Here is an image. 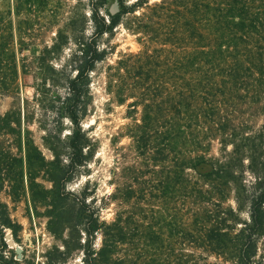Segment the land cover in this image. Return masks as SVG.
<instances>
[{"label":"trees","instance_id":"obj_1","mask_svg":"<svg viewBox=\"0 0 264 264\" xmlns=\"http://www.w3.org/2000/svg\"><path fill=\"white\" fill-rule=\"evenodd\" d=\"M115 2L117 10L105 9L106 15L101 11L105 0L90 8L94 31L89 38L76 41L78 49L69 64L73 72L61 83L51 79L64 89L63 96L51 100L57 121L54 128L45 129L43 137L52 159L42 156L33 139L25 142L32 201L47 198L50 230L56 234L51 227L63 225L68 237H77L83 264H146L141 259L115 257L119 245L128 239L124 223L119 217L111 223L101 220L100 209L85 192L75 194L67 189L94 155L81 121L90 103V74L107 57L98 39L120 24L124 14L148 0H137L129 7L127 0ZM153 9L162 25L147 17L149 23L141 26L143 32L154 31L147 41L161 46L119 60L117 79H109L108 87L115 88L120 104L133 99L128 113H139L140 118L132 125L130 137L140 155L151 153L155 162L173 157L179 180L187 169L196 174L192 231L198 245L232 264H260L255 258L264 236V132L242 134L234 117L240 106L260 102L264 95V0H162ZM65 42L66 35L59 30L40 60L60 52ZM0 53L12 58L17 73L15 53L1 44ZM10 84L5 83L4 90H10ZM63 121L70 124L66 134ZM0 123L8 133L18 134L20 123L13 120L12 112L0 116ZM215 138L223 146L220 158L210 155ZM256 138L262 139L257 145ZM243 148L257 155V162L249 167L254 179L249 184L239 169ZM13 168L23 175L22 158L0 148V170ZM38 172L51 183L49 190H42L44 195L36 190L40 185L33 175ZM10 187L15 195V188ZM127 190L130 197L134 191ZM244 210L247 219H242ZM12 226L7 205L0 200V234L4 228L13 230ZM98 233L102 242L96 249ZM175 264L217 263L201 255L180 254Z\"/></svg>","mask_w":264,"mask_h":264},{"label":"rangeland","instance_id":"obj_2","mask_svg":"<svg viewBox=\"0 0 264 264\" xmlns=\"http://www.w3.org/2000/svg\"><path fill=\"white\" fill-rule=\"evenodd\" d=\"M99 1L0 0V44L15 53L17 72L12 68V58L0 56V116L12 112L13 120L20 123L15 135L0 123V148L23 160L22 176L14 168L8 172L0 170V200L7 205L13 223V230L4 228L0 234V264H83L82 252L76 248L77 237H73L76 242L68 237L63 225L51 227L58 231L56 234L50 230L47 198L32 201L25 142L27 138L33 139L42 156L52 159L43 137L45 129L54 128L57 121L51 100L63 96L64 89L53 85L51 79L61 83L73 72L69 64L78 49L76 41L93 34L90 8ZM136 1L127 0L126 5L129 7ZM161 1L148 0L142 7L124 14L120 24L98 39L107 57L90 74V103L81 121L94 155L76 172L67 189L75 194L85 192L100 209L101 220L111 223L119 217L124 223L128 239L119 245L117 258L141 259L146 264H175L176 257L182 254L201 255L211 263L232 264L209 254L196 242L192 231L196 209L192 193L194 171L185 170L179 180L173 157L155 162L151 153L140 155L130 137L132 125L140 118L139 113H128L133 99L120 104L113 93L115 88L108 87L110 80L117 79L119 60L161 46L155 41L148 42L154 31L143 32L141 26L143 22L149 23L147 17H154L153 6ZM102 5L104 15L105 9L117 7L115 0H105ZM153 21L161 25L163 22L155 17ZM155 27L162 29L156 24ZM59 30L66 35L62 50L40 60L43 49L53 44ZM5 83H11L10 90H4ZM234 118L242 134L258 136L260 131L264 132V95L260 102L240 106ZM63 123L66 134L70 124ZM260 140L256 138L255 145ZM222 148L215 138L210 155L220 158ZM231 149L228 146L227 150ZM251 151L243 148L240 155L239 169L248 184L254 181L249 167L257 162V155ZM33 177L40 185L36 190L44 195L42 190H49L51 183L43 172ZM10 185L15 188V195L11 194ZM127 189L134 191L130 197ZM241 216L247 219L245 210ZM101 242L98 233L96 249ZM255 260L264 264V236L258 242Z\"/></svg>","mask_w":264,"mask_h":264},{"label":"water","instance_id":"obj_3","mask_svg":"<svg viewBox=\"0 0 264 264\" xmlns=\"http://www.w3.org/2000/svg\"><path fill=\"white\" fill-rule=\"evenodd\" d=\"M110 10H111L112 12H115V11L117 10V7L115 6V7L111 8Z\"/></svg>","mask_w":264,"mask_h":264}]
</instances>
